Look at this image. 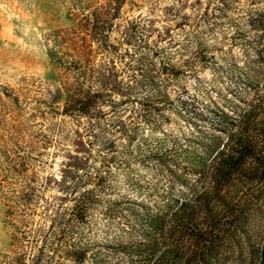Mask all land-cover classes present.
I'll return each instance as SVG.
<instances>
[{"label": "rangeland", "instance_id": "obj_1", "mask_svg": "<svg viewBox=\"0 0 264 264\" xmlns=\"http://www.w3.org/2000/svg\"><path fill=\"white\" fill-rule=\"evenodd\" d=\"M106 1L0 0V170L34 189L26 214L0 197V264L16 251L27 264H144L147 244L185 249L192 240L169 212L215 184L214 157L239 128L219 114L264 113V0H122L112 24ZM92 12L106 16V38L83 46ZM67 72L84 89L105 73L114 92L64 114L48 93ZM87 191L95 200L76 237L74 198ZM221 192L233 224L202 243L207 264H264V185L247 177ZM72 242L109 246L82 245L72 260Z\"/></svg>", "mask_w": 264, "mask_h": 264}, {"label": "trees", "instance_id": "obj_2", "mask_svg": "<svg viewBox=\"0 0 264 264\" xmlns=\"http://www.w3.org/2000/svg\"><path fill=\"white\" fill-rule=\"evenodd\" d=\"M259 1L251 0V3H258ZM121 2L122 0L106 1V4L111 8L109 11L111 15L108 18L109 24L113 23L114 12L119 9ZM92 13L94 14L84 15L80 24V39L83 46L90 45V43L99 46L104 43L106 38L99 29V23H103L106 16H103L104 13ZM91 15L94 17H89ZM61 53V49H48L51 62L63 66L65 61H63ZM87 54L84 47L76 51V60L80 66H85ZM64 69L67 68L64 67ZM67 74L48 93L51 104H61L60 106L57 105V110L62 108L61 111L64 114H85L92 97L103 92H114L110 87V77L105 73L98 72L95 77L88 79L89 83L86 89L83 88L86 79L82 74L76 73L75 76H71V72H67ZM259 114L261 113L253 109L243 111L239 117L228 116L225 113L219 114L227 122L238 125L239 128L229 134L228 143L231 142V146L228 151H225L224 148L217 150L213 162L215 184L210 189L197 191L192 198L180 202L176 208L169 212L168 216L169 220L177 221L181 227L180 230L187 232V235L190 236L192 240L190 246L182 249V247L172 243L147 244L139 252L140 261H143L144 264H207L206 257L209 255V251L204 248V242L211 243L215 236L226 229H230L233 224V222L229 223L227 220H223L224 215H229L227 210L231 207V201L226 192H221L222 186L226 185L228 188L234 185V182H241L247 177H251L257 184L264 185V113ZM249 130H255L256 135H253ZM6 171L0 170V197L4 206L11 210L12 214L17 211H22L24 214L28 210L32 211L34 189L28 186L24 188L12 187L9 182L11 178L8 176L10 171ZM93 196L91 191H87L74 198L72 214L77 226L71 230V233L76 237L81 236V230L78 227L84 224L93 207L95 200ZM234 229L235 231L244 230L238 224L234 225ZM78 243L77 245V242H72V251L65 249L64 256L70 257L72 260L79 259L80 257L76 255V249L77 247L78 250L81 249L80 246L82 245H86L84 247L86 249H82L83 253L90 250V246L94 244L98 247L109 246L99 242ZM212 246L209 244V249ZM261 251L264 253V237L261 243ZM18 255V251H16L14 256H11L4 264H27L24 258Z\"/></svg>", "mask_w": 264, "mask_h": 264}]
</instances>
